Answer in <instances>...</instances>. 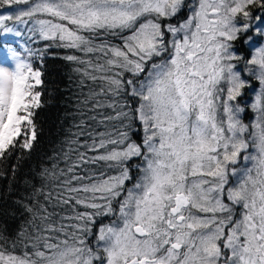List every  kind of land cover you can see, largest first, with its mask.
<instances>
[{
	"label": "snow or ice",
	"instance_id": "snow-or-ice-1",
	"mask_svg": "<svg viewBox=\"0 0 264 264\" xmlns=\"http://www.w3.org/2000/svg\"><path fill=\"white\" fill-rule=\"evenodd\" d=\"M183 3L0 0V8L8 6L0 14L3 34L21 35L9 21L31 24L30 32L51 42L44 51L25 49L27 57L7 48L12 66H0V159L36 140L44 81L33 57L42 64L51 47L75 50L83 56L63 59L82 66L81 84L101 85L82 102L96 114H83L62 156L40 173L41 186L25 206L31 231L19 234L22 252L15 243L13 251L0 245V264H264V0H198L186 20L166 23ZM13 6L22 7L9 11ZM234 42L250 57L237 55ZM240 60L260 86L251 104V143L239 118L244 109L233 103L248 86L233 63ZM121 94L138 97V106L107 102ZM102 108L115 116L97 112ZM113 120L127 121L125 130L97 131L88 123ZM137 120L139 143L130 135ZM242 155L251 167H235ZM134 158L142 161L137 177ZM107 217L115 219L105 223Z\"/></svg>",
	"mask_w": 264,
	"mask_h": 264
},
{
	"label": "trees",
	"instance_id": "trees-1",
	"mask_svg": "<svg viewBox=\"0 0 264 264\" xmlns=\"http://www.w3.org/2000/svg\"><path fill=\"white\" fill-rule=\"evenodd\" d=\"M190 7L191 2L184 0L182 11L170 21H166V23L178 25L185 19ZM7 8L8 6L0 8V11H4ZM9 23L11 21L7 22V24ZM18 30L21 32L23 38L20 40V43H13L11 47L19 51L23 57H27L25 49H31L34 52L37 50L44 51L46 45L51 43L50 41L41 40L38 34L29 32L24 26L19 27ZM109 39L112 43H121L118 37H109ZM4 44L6 42L0 37V45ZM234 48L237 55L250 57L247 46L240 42H234ZM70 54L83 56L82 53L72 49L51 47L45 52L42 64L38 58H32L34 67L42 68V79L44 81L40 88L42 91V106L34 110L36 140L33 142L31 149H22L17 146L13 149L11 155L0 159V245H3L8 251H13V244L15 243L17 254L22 252L24 247L23 243H21L22 237L19 235L21 230L28 228L31 231V226L28 224L31 216L25 210V206L30 202L29 198L32 195L33 188L41 186L40 173L45 168H51L53 162L62 156L63 151L67 147V139L78 131L77 125H79L82 118H85L83 114H96L88 112V109L83 106L82 102L90 90H100V82L93 83L91 80H85L82 85L81 80L83 77L76 71L78 67L82 66L63 59L64 56ZM234 63L242 70V76L248 80L249 85L253 84L254 87L258 84L254 77L246 76L245 71H243V60L234 61ZM146 74L147 71L141 75V79ZM130 77V73L125 74V79ZM250 89L252 87L249 86L242 89V98L249 99L248 92H250ZM242 98L238 97L237 101ZM100 99L103 101L104 97ZM113 101L117 105L126 102L133 108L139 104L138 97L133 98L125 94L109 97L107 102ZM124 110L127 111L128 108ZM245 110V116H251L252 118L254 112L248 106L245 107ZM97 112L102 115L115 116L116 114L111 108L98 109ZM97 118L100 119V116ZM88 123L97 131H110L115 134L116 132L125 130L123 124H127L128 122L124 121L122 124L121 121L113 120L99 126L93 121H88ZM130 135L138 143L142 141L144 133L138 120L133 124ZM141 162L139 158H134L130 162L132 176L137 177L139 175V169L135 165ZM60 166H64L62 160L60 161ZM102 170H105L107 175L118 174L117 169L107 170L102 168ZM134 182L135 180L126 182V186L129 187ZM112 219H115V217H107L104 219V222L109 223ZM93 245L94 241L92 247Z\"/></svg>",
	"mask_w": 264,
	"mask_h": 264
},
{
	"label": "rangeland",
	"instance_id": "rangeland-1",
	"mask_svg": "<svg viewBox=\"0 0 264 264\" xmlns=\"http://www.w3.org/2000/svg\"><path fill=\"white\" fill-rule=\"evenodd\" d=\"M189 1L191 2V7H190L189 10L187 11V15H186V17H185L184 20H186L187 17H188L189 15H191L192 9L198 4V0H189ZM18 7H22V6H15V7H13L12 9H9V11H15ZM0 14H5V10H4V11H0ZM184 20H182V21H184ZM8 26H9V27H14V28H16L17 30H18L19 27H23V26H24V27L28 30V29L31 27V24H29V25H20V24H15V23H13V22L11 21V23H9ZM18 31H19V30H18ZM28 31H29V30H28ZM29 32H30V31H29ZM31 33H32V32H31ZM0 37H1V39H2L3 41L6 42V44H4V45H0V66L10 67V66H12V61H11V59L6 55L7 48H8V47H11V45H12L13 43H20V40L23 38V36H21V35H20V36H16L14 33L3 34L2 29H0ZM169 38H170V34H169ZM11 48H12V47H11ZM233 63H234V61H233ZM245 74H246V76H251V75L248 74L246 71H245ZM252 77H254V76H252ZM254 78H255V77H254ZM255 79H256V78H255ZM257 82H258V84H257L256 86H254V87H253V84H250V85H249V82H248V86H249V87H252V89L249 90L250 92H248L249 99L242 98V95H241L240 98H242V99H240V100H238V101H234L233 103H237V102H238L239 106H240L241 108H243L244 111H246V110H245V107H247V106L253 111V109H252V107H251V104H252V102H253L254 99H255V95H256V93L259 92V90H260L259 81L257 80ZM244 111L241 112V113H239V118L241 119L242 123H244V124H246V125L249 126V132L246 134V137L249 139V142L251 143V135H250L251 132H252L251 125H252L253 121H254L255 118H256V114H255V112L253 111V112H254V113H253V117L251 118V116H245ZM251 152H254V149L250 148V149H249V153H251ZM246 154H247V153H246ZM141 163H142V162H141ZM245 166H247V167H251L252 165H251V162H250V161H247V162L244 161V160H243V155H242L241 158L239 159L237 165H235V167L238 168V169H240V168H243V167H245ZM229 179H230V186H231L232 184L235 183V177H232V176L230 175ZM129 187H132V184H131ZM225 202H227V200H226ZM118 207H119V206H117V209H118ZM95 246H96V245H95V241H94V245H93V247L95 248ZM96 264H99V262H96Z\"/></svg>",
	"mask_w": 264,
	"mask_h": 264
}]
</instances>
